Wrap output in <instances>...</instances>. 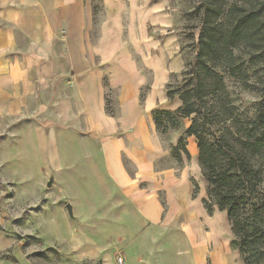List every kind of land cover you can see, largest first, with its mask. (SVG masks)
<instances>
[{"label":"crops","instance_id":"obj_1","mask_svg":"<svg viewBox=\"0 0 264 264\" xmlns=\"http://www.w3.org/2000/svg\"><path fill=\"white\" fill-rule=\"evenodd\" d=\"M173 23L167 0H0V133L12 124L26 142L35 182L84 168L98 219L121 221L124 250H146L147 264H174L171 247L190 264H246L227 211L206 206L196 137L183 135L187 154L154 120L183 103L168 94L186 68ZM9 215L0 208V264H25L5 255L18 250Z\"/></svg>","mask_w":264,"mask_h":264},{"label":"rangeland","instance_id":"obj_2","mask_svg":"<svg viewBox=\"0 0 264 264\" xmlns=\"http://www.w3.org/2000/svg\"><path fill=\"white\" fill-rule=\"evenodd\" d=\"M167 1L174 18L172 29L179 34L186 57L185 70L181 76L171 78L168 88L194 95L192 103L200 109L199 122L206 141L214 143L222 160H227L245 139L264 132L259 119L264 114V0ZM250 13L258 15V24L239 26L243 16ZM236 27L243 30L241 36L230 46L223 45L224 35ZM211 32L219 35L222 42L216 53L203 61L197 57L200 36L203 33L207 39ZM195 117L193 113L185 120L192 124ZM165 125L163 133L159 130L163 136L185 135L183 123L177 127L167 120ZM11 127L8 125V130L0 133V208L10 212L6 226L18 250L5 255L13 258L14 254H24L25 264H120V257L123 264H147L146 250L142 252L143 259L133 248L124 250L121 221L98 219L97 199L101 194L90 174L79 167L51 177L40 173L41 180L35 182L37 160L19 156L18 145L25 148L26 142L10 135ZM177 145L174 148L182 147ZM10 153L14 156L6 166L2 161ZM253 163L263 182L258 193L252 192L250 186L243 192L246 217L253 214L255 204H261L260 195L264 196V149ZM21 165H26L27 170H20ZM64 177L74 188L68 187ZM67 203L72 205L73 216ZM249 218L252 221V216ZM89 242L94 246L91 249ZM100 245L104 251L98 249ZM171 249L174 264L177 260L190 264L183 254ZM259 256L258 264H264V254Z\"/></svg>","mask_w":264,"mask_h":264},{"label":"trees","instance_id":"obj_3","mask_svg":"<svg viewBox=\"0 0 264 264\" xmlns=\"http://www.w3.org/2000/svg\"><path fill=\"white\" fill-rule=\"evenodd\" d=\"M258 21V15L250 13L243 16L239 26L243 23L245 26L253 27L258 24ZM242 31L241 27H236V30L226 33L223 45L230 46L238 36H241ZM200 41L201 47L197 57L205 61V57L216 53L222 38L211 32L205 39V34L202 33ZM168 94L170 97L179 95L183 103L174 111L155 110L153 116L157 128L163 133L167 128L165 121L169 120L172 125L178 127L183 119L196 113L194 121L184 130V134L194 135L197 139L199 162L211 201H206V206L212 211V204L216 203L221 210L227 211L235 237L232 242L233 247L239 250L246 264H258L259 253L264 254V196L260 195L261 204L253 206L252 221H250L251 216L246 217L243 192L250 186L252 192L258 193L259 185L263 182L261 172L254 166L253 159L264 149V132L261 136L248 137L234 155L229 154L227 160H222L215 144L205 139L202 123L199 122L200 109L192 103L194 95L190 91L178 92L171 88H168ZM259 119L264 124V114ZM183 141L182 135L179 143L187 152Z\"/></svg>","mask_w":264,"mask_h":264},{"label":"water","instance_id":"obj_4","mask_svg":"<svg viewBox=\"0 0 264 264\" xmlns=\"http://www.w3.org/2000/svg\"><path fill=\"white\" fill-rule=\"evenodd\" d=\"M52 183V179L49 181L48 185H51ZM67 207H68V210H69V213L71 216H73V210H72V205H70L69 203L67 204Z\"/></svg>","mask_w":264,"mask_h":264},{"label":"built area","instance_id":"obj_5","mask_svg":"<svg viewBox=\"0 0 264 264\" xmlns=\"http://www.w3.org/2000/svg\"><path fill=\"white\" fill-rule=\"evenodd\" d=\"M118 261H119L120 264H123V262H124L122 257H120Z\"/></svg>","mask_w":264,"mask_h":264}]
</instances>
